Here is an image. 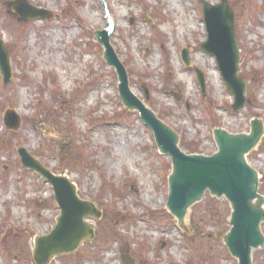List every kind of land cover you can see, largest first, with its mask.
Returning a JSON list of instances; mask_svg holds the SVG:
<instances>
[{
  "label": "rangeland",
  "instance_id": "374dc122",
  "mask_svg": "<svg viewBox=\"0 0 264 264\" xmlns=\"http://www.w3.org/2000/svg\"><path fill=\"white\" fill-rule=\"evenodd\" d=\"M16 1L0 0V39L12 71L8 85L0 76V264H33L35 237L49 234L59 216L49 185L18 163V148L68 176L79 198L102 213L86 219L94 238L74 259L48 264H121L124 254L134 264H236L220 242L229 229L225 201L207 195L194 206L188 238L166 214L170 158L158 154L151 131L118 98L116 74L93 36L106 27L102 1L26 0L50 12L45 21L19 20L8 6ZM103 1L115 24L110 45L131 92L178 133L186 154L215 151L213 126L242 133L251 118L264 119V0H224L234 17L239 75L248 82L237 114L213 57L200 49L207 33L198 0ZM9 110L20 119L17 131L4 127ZM249 163L264 179V141ZM253 260L264 264V251H254Z\"/></svg>",
  "mask_w": 264,
  "mask_h": 264
},
{
  "label": "water",
  "instance_id": "95a60500",
  "mask_svg": "<svg viewBox=\"0 0 264 264\" xmlns=\"http://www.w3.org/2000/svg\"><path fill=\"white\" fill-rule=\"evenodd\" d=\"M199 2L207 31V39L200 48L214 57L225 90L233 96L232 109L238 113L245 107L247 83L238 76L240 57L233 13L224 0L216 5L204 0ZM9 5L10 12L16 13L22 21L50 18L48 12L30 6L25 0ZM102 5L106 9L104 2ZM108 25L105 30L96 31L93 35L103 49L102 59L114 69L122 106L130 113L139 114L144 125L152 131L159 154L171 160L167 178V213L177 228L190 237L191 209L200 204L207 194L210 199H224L230 209L226 218L230 228L222 234L220 242L237 264H253V252L264 250L261 229L264 225V195L258 192L259 174L249 165L247 157L262 144L264 119L252 118L247 133L231 134L219 127L214 128L216 151L211 156L184 153L180 149L179 135L131 92L127 71L110 45L114 25L112 22ZM182 59L186 65L189 64L187 52L183 51ZM0 73L7 84L11 78L9 52L1 39ZM196 75L204 92V76L198 70ZM171 95L176 97L173 93ZM4 122L8 130L17 131L20 127L19 118L11 111L6 113ZM17 153L24 168L37 173L51 185L60 209L50 234L35 240L33 263L48 264L56 256L74 253L84 240H92L94 230L84 220L88 217L99 219L101 212L93 203L79 199L74 184L66 176L54 175L22 148ZM121 260L123 264H134L128 255L122 256Z\"/></svg>",
  "mask_w": 264,
  "mask_h": 264
},
{
  "label": "trees",
  "instance_id": "16d2710c",
  "mask_svg": "<svg viewBox=\"0 0 264 264\" xmlns=\"http://www.w3.org/2000/svg\"><path fill=\"white\" fill-rule=\"evenodd\" d=\"M251 76H252V75H251ZM251 76L249 77V82L252 81ZM250 78H251V79H250ZM183 147H185V145H184ZM185 148H187V147H185ZM189 150H190V149H188V151H189ZM260 182H261V185H260V192L264 194V179L261 178ZM50 200H51V199H50ZM50 202H51V205H52V203H53L52 200H51ZM78 255H79V254H78ZM78 255H77V258L79 257ZM65 258H68V259H71V260H72V259L75 258V256L64 257L63 259H65Z\"/></svg>",
  "mask_w": 264,
  "mask_h": 264
},
{
  "label": "bare ground",
  "instance_id": "6f19581e",
  "mask_svg": "<svg viewBox=\"0 0 264 264\" xmlns=\"http://www.w3.org/2000/svg\"><path fill=\"white\" fill-rule=\"evenodd\" d=\"M111 19H112V16H111Z\"/></svg>",
  "mask_w": 264,
  "mask_h": 264
}]
</instances>
